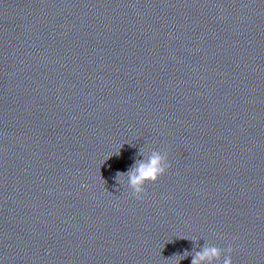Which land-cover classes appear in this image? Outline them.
Listing matches in <instances>:
<instances>
[{
  "label": "clouds",
  "instance_id": "clouds-1",
  "mask_svg": "<svg viewBox=\"0 0 264 264\" xmlns=\"http://www.w3.org/2000/svg\"><path fill=\"white\" fill-rule=\"evenodd\" d=\"M161 156L159 154H153L147 163L140 162L138 167L130 175V183L137 192L141 191V186L148 182H156L161 175L164 174L165 168L161 166ZM118 175H120L118 173ZM232 249H229L231 252ZM220 250L212 247H205L202 252L196 254V257L192 260V264H201V261L211 262L214 258H219ZM223 264H232L231 255L225 257Z\"/></svg>",
  "mask_w": 264,
  "mask_h": 264
}]
</instances>
